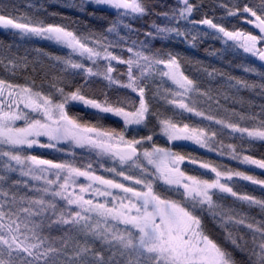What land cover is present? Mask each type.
Listing matches in <instances>:
<instances>
[{"label": "snow or ice", "instance_id": "6c2138e0", "mask_svg": "<svg viewBox=\"0 0 264 264\" xmlns=\"http://www.w3.org/2000/svg\"><path fill=\"white\" fill-rule=\"evenodd\" d=\"M72 6L94 19L106 11L115 18L100 29L74 28L0 9V28L66 50L53 56L35 49L55 69L39 82L0 78V264H264V179L222 162L264 170V158L244 154L246 144L264 143V104L255 112L251 101L223 90L264 96V72L246 68L261 82L243 80L175 50L211 37L222 41V55L242 50L264 68V0L220 4L229 23L237 22L231 27L224 16L193 18L202 7L196 0L161 12L148 0ZM152 15L165 23H151L144 40L125 48L120 30L139 36L133 22ZM13 47L0 40V64L16 76L29 61ZM192 66L199 75L186 74ZM193 116L200 122H186ZM176 142L218 159L177 150L187 145ZM237 181L261 194L241 192Z\"/></svg>", "mask_w": 264, "mask_h": 264}, {"label": "trees", "instance_id": "16d2710c", "mask_svg": "<svg viewBox=\"0 0 264 264\" xmlns=\"http://www.w3.org/2000/svg\"><path fill=\"white\" fill-rule=\"evenodd\" d=\"M149 3L156 5L155 11L161 12L166 10L167 7H175L177 5V0H148ZM196 2L200 3L202 7L199 11L193 13V18L199 19L203 18L204 15H207L209 18L216 17L217 19L224 16L225 26L231 27V24H236L237 22L234 19H231V23H229L230 18L226 17L223 10L219 7L222 3H230V0H196ZM4 5H8L6 11L13 16L16 17H29L32 19H41L46 23H63L68 24L70 27H89L93 29H100L101 27H107L108 22L115 18L114 12L106 11V12H98V16H103L104 19H94L88 16L86 13H83L78 10V8L72 6L71 0H0V9L3 8ZM91 9V6L89 8ZM52 13H56L57 15H52ZM64 17L69 18L68 20L63 19ZM164 24L165 21L162 17H158L156 15H152L146 17L142 20H138L133 22V26L140 29L141 35L136 36L127 33L126 30H120V36L127 37V43L124 45L126 48L130 45L131 40L138 39L144 40L145 37L143 33L145 31H150L149 25L151 23ZM238 27L240 25H237ZM201 30L209 31L206 26H200ZM245 30H252V26L245 25ZM109 39L118 40L119 37L115 34L109 35ZM0 40L6 41L7 43H11L14 45L12 49V54L14 56H24L27 55L29 61V67L27 69L17 70L16 76H12L7 69L0 64V78H7L14 82L23 83L25 77L31 76L34 77L37 82L40 81L41 77L44 73H48L49 76L55 74V69L51 67L54 63L49 60L48 57L43 56L35 51V49H42L44 52L49 53L53 56L55 55H64L66 50H61L58 45H54L51 42L34 40L23 38L17 34L13 35L10 31L0 30ZM18 45L19 47H15ZM156 47H160V43L156 42ZM224 47L222 41L212 39L211 37L205 38L202 42H200L196 49L189 48L186 44L178 43L175 46L176 51H180L185 55L194 56L204 62L205 65H209L222 71L230 74L231 76L237 77L239 79L255 81L257 83L261 82V77L257 75L255 72H247L246 68H255L258 72H264V68H261V62L254 59L252 56H249L241 51H232L230 53L221 54L219 49ZM117 54H122L127 57L128 53L124 51L121 52V49H115ZM216 51L215 55H210L209 53ZM7 61H5L6 63ZM114 66L117 67L120 71H123V66L116 65L114 62ZM33 68L35 71L33 72ZM196 66H192L188 69L186 74L191 73L192 75H199L195 71ZM115 75V73L113 74ZM219 79V78H218ZM212 86L217 87V81H213ZM224 91L228 92L230 96H236L238 98H243L245 101H251L253 108L252 110L255 112H259V106L264 104V96L260 95V90L257 89L255 91L250 90H241L240 92H235V90H230L228 88H224ZM225 103L224 101H221ZM229 106L231 102H228ZM245 109H247V105H245ZM84 115V113H81ZM186 122L190 124H197L200 122V118L191 117V119ZM107 123V122H106ZM251 123V122H249ZM238 135V134H236ZM156 139V137H154ZM158 142L163 143V140H159ZM225 143H239V141L229 139L227 137L224 138ZM248 149L244 154L253 155L257 159L264 158V143L259 141H255L249 145H245ZM184 152H189L194 156H202L206 159H218L214 154L208 153L206 154L204 149H199L191 145H187V147L183 149H177ZM47 150H40V152H45ZM32 154H39V152H33ZM51 158V157H46ZM223 163L227 164L232 168H239L241 171H246L251 175H256L262 179H264V170L256 168L252 165H242L237 161H232L228 158H224ZM184 167V166H183ZM182 167V168H183ZM103 174V173H98ZM236 187L241 191L249 194H254L259 196L261 193L259 191L258 186L251 185L248 181H237ZM225 204H233V199L229 197L224 201ZM241 211L246 212L252 216H255L256 219L261 218V214L257 209H247L246 207L241 208ZM210 230H212V225L209 224ZM215 235H219L218 232H214ZM52 235L54 237H59L61 233L53 232ZM243 235L247 238L249 233L247 231H243ZM240 258V257H238Z\"/></svg>", "mask_w": 264, "mask_h": 264}, {"label": "rangeland", "instance_id": "374dc122", "mask_svg": "<svg viewBox=\"0 0 264 264\" xmlns=\"http://www.w3.org/2000/svg\"><path fill=\"white\" fill-rule=\"evenodd\" d=\"M71 2H72V5H73L74 3H78L79 0H71ZM0 30H3V31H9V30H5V29H3V28H0ZM209 31H210V30H209ZM28 39H29V38H28ZM30 39L41 40V41H47V40H43V39L36 38V37L30 38ZM47 42H50V41H47ZM51 43L54 44L53 42H51ZM54 45H56V44H54ZM240 51L243 52L242 50H240ZM245 54H246V53H245ZM247 55L251 56L250 54H247ZM253 58L256 59V60H258V58H256V57H253ZM258 61H259V60H258ZM259 62H260V61H259ZM261 63H262V62H261ZM176 143H182V144H185V145H191V146H194V147L198 148V146L191 144V142H176ZM182 167H183V165H182Z\"/></svg>", "mask_w": 264, "mask_h": 264}]
</instances>
